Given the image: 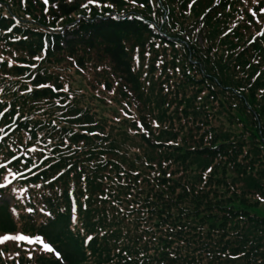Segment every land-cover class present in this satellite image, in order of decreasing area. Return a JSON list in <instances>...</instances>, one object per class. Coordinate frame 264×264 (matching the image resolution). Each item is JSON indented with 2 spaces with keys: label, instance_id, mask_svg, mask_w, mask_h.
Listing matches in <instances>:
<instances>
[{
  "label": "trees",
  "instance_id": "obj_1",
  "mask_svg": "<svg viewBox=\"0 0 264 264\" xmlns=\"http://www.w3.org/2000/svg\"><path fill=\"white\" fill-rule=\"evenodd\" d=\"M0 165V264H264V0H0Z\"/></svg>",
  "mask_w": 264,
  "mask_h": 264
},
{
  "label": "snow or ice",
  "instance_id": "obj_2",
  "mask_svg": "<svg viewBox=\"0 0 264 264\" xmlns=\"http://www.w3.org/2000/svg\"><path fill=\"white\" fill-rule=\"evenodd\" d=\"M90 3L93 2V0H89ZM133 2H135V0H133ZM0 167H3L2 165H0ZM5 185L4 184H0V187H4ZM29 211H32L31 209H29ZM5 240H14L18 243L20 242H27L29 244L33 243V239L28 237V236H25L23 234H19V235H16V236H5L3 238H0V243H3ZM35 240L39 241L40 238L39 237H36ZM42 243V247L44 250L48 251V252H52L53 249L49 246V244L47 243H44L43 241H41ZM57 256H59V253H57ZM31 258V256H30Z\"/></svg>",
  "mask_w": 264,
  "mask_h": 264
},
{
  "label": "rangeland",
  "instance_id": "obj_3",
  "mask_svg": "<svg viewBox=\"0 0 264 264\" xmlns=\"http://www.w3.org/2000/svg\"><path fill=\"white\" fill-rule=\"evenodd\" d=\"M3 201H6V196H4V195H2L1 193H0V205H1V203L3 202ZM3 237H5V236H0V238H3ZM5 241H9V240H5Z\"/></svg>",
  "mask_w": 264,
  "mask_h": 264
}]
</instances>
